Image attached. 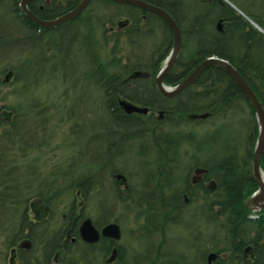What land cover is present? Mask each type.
<instances>
[{
	"label": "rangeland",
	"instance_id": "374dc122",
	"mask_svg": "<svg viewBox=\"0 0 264 264\" xmlns=\"http://www.w3.org/2000/svg\"><path fill=\"white\" fill-rule=\"evenodd\" d=\"M185 1L187 5L182 15L191 18L198 7L192 3V0ZM221 1L228 4L249 25L264 35V0ZM8 7L7 3H0V36L11 40L7 45L8 49L0 53V113L17 115L21 131L27 129L31 140L22 144L24 151L18 152L15 179L19 183L20 190H23L19 197V204L22 205H18L16 209L18 213L10 217L11 220H17L16 226L13 222L12 228V222H8L7 226L0 229V264H8L11 243L16 242L14 238L19 234L20 213L28 206L26 201L28 203L34 197H43L46 201L50 209L48 217L50 225L33 229L32 251L26 254L33 264H43L38 249L51 235L49 231L59 227L62 216L67 213L70 205L72 203L77 205L83 198L85 201L82 212L92 218L104 208H108V219L117 220L121 229L122 243L128 248L130 258L146 253L145 247L149 244L144 240L143 234L142 223L145 215L138 212L134 201L138 198V192L143 187L145 178L154 170L153 156H139V142L135 141L129 154L116 157L112 160L113 163H110L128 179L130 195L125 193L122 187L117 191L114 190L108 166L99 172L100 166L95 163L98 149L96 145L95 150L96 132L93 126L99 122L103 125L108 124L110 117L106 110L102 109L105 103L104 91L93 86L91 80L83 81V72H88L86 57L79 50L87 42L84 28L82 25H74L73 28L70 25H63L57 31L59 34L52 35L46 31L45 35L31 38V34L12 16ZM89 7L88 11L91 12L90 17L93 20L95 17L102 18L103 26L96 23L97 26L94 25L92 30L94 41H97L103 51L101 60L110 59L111 52L122 59L121 63L129 60L131 63L138 61L140 65L148 66L149 56L163 38L161 25L154 19L145 26L141 22L137 25L139 29L134 31L131 37H121V41L112 52L113 42L110 41L106 45L101 40V36L104 30L105 34L113 35L117 23L127 18L128 11L121 6L102 3H94ZM252 19L260 23L263 29ZM128 25L127 23L126 26ZM184 25L187 29L192 28L194 39L208 38L199 24L185 21ZM109 28H113L114 32ZM120 31L123 32L124 29ZM124 32L120 35H125ZM117 49H119L118 53ZM190 50L189 46L181 52L184 61ZM9 72L12 75L6 81ZM109 73L116 74L118 70H110ZM99 113L101 114L97 118ZM95 118L97 119L94 120ZM249 119V109L241 104V109L236 110L232 121H229L230 126L224 124L215 131L213 126L221 121L215 123L216 120H204L200 121L199 125L195 122L187 123L181 129L184 132L192 131L197 134L199 139L197 142L201 143L204 151L197 161L202 162L206 155L211 161L214 157L225 154L233 144L238 145L239 154H243L241 148L246 139V129H241L237 122H247ZM227 132L229 136L226 135ZM101 135L102 139H114L109 135ZM212 137H217V146H214ZM148 145H151L150 142H147L146 146ZM103 149L102 157L106 166L112 152L108 153ZM181 153L186 157L177 174L183 181L190 167L187 157L195 154V150L185 145L181 148ZM149 161L153 163H147ZM86 180L89 182L81 190V195L86 192L85 196H77V187ZM125 198H130L131 201L126 202L123 200ZM196 207H199L198 203H191L182 212V217L187 218L190 223L187 232L182 234L181 228L170 234L174 241L177 237L180 238L173 244L171 250L166 251L167 255L174 257L173 250L176 249L175 252L183 257L182 264H190L193 256L197 257V254L189 251L191 248L189 244L193 238H196V241L191 245H196V248L202 245L206 249L212 244L208 239L212 237L214 229L198 222L202 219ZM48 229L50 230L46 232ZM153 242L158 247L160 237L156 235ZM202 247L198 248V251H202ZM147 255L149 257L146 264L148 261H156L159 254L154 250V253L150 252ZM35 258H38L37 261ZM132 261L134 263V260ZM159 261L162 262L161 254Z\"/></svg>",
	"mask_w": 264,
	"mask_h": 264
},
{
	"label": "trees",
	"instance_id": "16d2710c",
	"mask_svg": "<svg viewBox=\"0 0 264 264\" xmlns=\"http://www.w3.org/2000/svg\"><path fill=\"white\" fill-rule=\"evenodd\" d=\"M20 1L0 0V3L5 2L9 5L10 13L31 34V38L45 35V30L34 25L26 17L21 16ZM79 1L33 0L28 4V9L42 20H52L74 9ZM143 1L163 9L174 19L182 35L181 52L189 46L191 47L185 61L180 53L168 76L177 74V76H181V80L205 58L217 56L227 60L248 82L264 108V58H262V55H264V35L260 34L243 17L238 15L233 8L221 0H192V3L196 4L198 9L191 18L182 15L183 9L187 5L185 0ZM94 3L121 6L109 0H92L89 6ZM89 6L75 20L65 25H70L72 28L74 25H82L84 28L87 42L79 50L86 57L88 71L101 75V80L97 82L100 83V88L104 91V102L114 100L118 92V94L133 103H141L142 105L156 103L154 109L167 113V118L164 121H156L151 124L149 132L135 131L134 140L139 142V150L150 147L154 151L163 149H169L170 152L176 151L177 127L181 126L183 128L187 123L195 122L198 125L201 123L198 119L191 120L190 115L192 114L208 113L209 116L206 120H216L215 123L221 121L213 126V130H215L221 125H229V121H232L235 111L241 109V104L249 109L250 119L247 122H237L241 129H246V139L241 148L243 154L240 155V147L233 144L229 146L225 154L214 157L211 161L209 156L206 155L205 159L202 162L197 161L196 165L206 172L207 178L212 179L213 189L209 191L205 187L196 186V188H188L186 191H188V198L191 202L198 198L207 197L212 200L210 204H199L198 207L199 217L205 223H210L214 230L212 237L209 238L212 244L207 246L206 249L202 245L198 246V248L202 247L203 250L197 252V264H206V258L209 253L217 255L213 264H264V209L253 213L244 205L247 198L257 190L251 167L257 136V125L254 113L241 91L222 69L209 67L194 85H191L182 94L172 99L163 97L154 86L151 90L142 93H138V91L134 93L127 92L124 89L126 84L122 83L121 80L126 77L128 72L142 70L158 72L170 52L172 44L171 34L166 24L159 17L140 9L121 6L128 11L127 18L124 21H120L129 24L128 27H124L125 32H123L125 35H120L123 33L121 31L114 32L112 33L113 35H107L104 30L101 36L104 44L106 43L107 45L110 41L113 42L112 52L121 41V37H131L132 33L139 29L137 25L141 24V22L145 26L152 19L156 20L163 29V38L159 46L154 49L148 58L149 67L140 65L138 61L131 63V61L127 60L121 63L122 59L117 58L111 52V58L103 61L101 60L103 51L92 37L94 25L97 23L103 26L102 18L95 17L93 20L90 17L91 12L88 11L90 9ZM219 20H221L222 25L221 32H218L216 28ZM252 20L262 28L260 23L254 19ZM185 21L202 26V31L207 33L208 38L206 40L194 39L193 30L185 27ZM60 27L50 30L49 33H52V35L57 34ZM9 43H11V40L5 36H0V53L8 49L7 45ZM118 52L119 49H117ZM110 70H118V73L110 74ZM178 81H166V83L167 85H175ZM136 85L144 84L138 83ZM111 86L119 87L120 90L116 92ZM194 87H196L195 90H193ZM10 110L12 111L13 109ZM111 112L115 111H107V114L110 118H113L114 116H112ZM17 117V115H11L10 113H0V229L7 226L6 223L8 222H12V228L13 222L16 226L17 220H11V218L18 213L16 211L18 205H22L21 203L19 204V197L23 190H20L19 183L15 179V170L16 166H18V152L24 151L22 144L29 142L31 140L29 136L31 135L27 132V129L21 131ZM162 124L166 128L164 131L161 130ZM180 133L182 136L181 144L185 142L189 144L198 154L195 157L198 160L199 155H202L201 153L204 151L201 143L197 142L199 140L196 137L197 134L192 131L184 132L183 130ZM226 135L229 136V132ZM216 138L212 137L214 146H217ZM147 142H150L151 145L146 146ZM171 158L173 160V157ZM153 159L155 160L154 170L152 171L154 178L144 181L143 187L138 192L139 194L137 193L138 198L134 201V205H136L138 212L146 215L147 222L153 225V229H156L154 224H156L159 215L163 213L164 209L166 213H170L177 207L182 206L181 201L168 204L167 201L164 202L163 200L168 197L182 199V194L185 190L182 189L179 192L178 189H174L171 186V183L163 182L161 180V171H157V169L165 158L156 154ZM260 166L264 173V150ZM88 182L86 180L81 183L77 187V191L81 192ZM82 194L85 196L86 192ZM34 198L42 199L43 197ZM24 221L25 214L22 211L20 213V222L24 223ZM18 237L19 234L14 238V241H17Z\"/></svg>",
	"mask_w": 264,
	"mask_h": 264
},
{
	"label": "flooded vegetation",
	"instance_id": "af4514ba",
	"mask_svg": "<svg viewBox=\"0 0 264 264\" xmlns=\"http://www.w3.org/2000/svg\"><path fill=\"white\" fill-rule=\"evenodd\" d=\"M122 29L125 28L119 27L117 23L115 32H120V30ZM109 30L111 32H114L113 28H109ZM171 70L168 72V74L163 80V83L165 85H167L166 81L167 82L178 81L181 78V76L179 75L177 76V74L174 76H168ZM156 74L157 73H155L154 71L128 72L126 77H123L121 82L126 84L124 89L129 93H134L135 91H138V93H142L151 90L153 86L157 90ZM82 75H83V81L91 80L93 82V86L95 85L97 86V88H100V83L97 82L101 80L100 74L94 73L92 71H88V72H83ZM180 81L176 82V84L179 83ZM138 83H142L144 85L137 86L136 84ZM167 86H174V85L169 84ZM111 88H114L116 92L120 90L119 87H115V86H111ZM195 89L196 87H194L193 90ZM122 102L130 103L140 108H146L147 112L145 114L138 112L127 113L124 111V108L121 105ZM155 105L156 103H150L148 105H142L141 103H133L127 98L118 94V92H117V96L114 97V100L105 102L102 105V109H105L106 112L110 110L115 112H111L112 116L114 117L109 118L108 124L103 125L99 122L95 126H93L96 132V135L94 137L95 150H96V145L98 149L95 158L96 159L95 163L100 166L98 169L99 172H101L105 167L107 166L109 167L110 169L109 176L112 187L114 188L115 191H117L118 189H120V187H122L124 192L130 195L131 189L128 183V179L119 170L114 169V166L110 164L112 160L116 157H121L124 154L125 155L129 154L132 151V145L135 142L134 140L135 131H141V132L144 131V133L149 132L151 128V124L155 123L156 121L162 122L167 118V113H163V111L161 110L154 109ZM100 114L101 113L97 115V118L99 117ZM201 114H206V113H201ZM97 118H95L94 120H96ZM204 120H206V118L198 119V121H204ZM163 125L164 124L161 125L162 131L166 129L165 126ZM181 128H182L181 126L177 127L178 136L176 142L177 144L176 151L170 152L169 149L154 151L150 147L148 148L146 147V149L139 150L138 152L139 156L154 157L156 156V154L162 155L165 158V160H163L162 163L159 164L157 169V171H161V180L165 183H171V186L174 189H178L179 192H181L182 189L185 190L184 193L182 194V199L168 197L163 200L164 202L167 201L168 204L173 202L179 203L181 201L182 206L177 207V209H174V211H171L170 213H166L164 209L163 213L159 215L156 224H154L156 226V229H153V225L147 222L146 215L143 218L142 224L144 229L143 232L144 240L147 241L149 244V246L145 247L146 253L144 252L141 255H138V257H133V259L132 257L130 258V252L128 248L122 243L123 239H122L121 229L117 223V220L111 221L108 219L109 217L108 208H104V210H101V213H99L94 218H92L90 215L82 212V208L84 207V201H85V199L83 198L80 200V202L77 205L73 203L70 205L67 213L62 216V220L60 221L59 227L57 229L46 230V232L50 230L49 232H51V235L48 237L47 241L42 244L41 248L38 249V254L40 255V258H42L43 264H134V263L146 264L149 257L147 253L148 254L150 252L154 253V250H157V253L159 255L161 254L162 262L159 261V255H158L156 261H148V264H182L183 257L175 252L176 249L173 250L174 257H169L170 255H167L166 251L171 250L173 244L177 242V240L180 238L177 237L174 241V239H172L170 234L174 232L176 229H181V228H182L181 230L182 234L187 232L190 223L188 222L187 218L182 217V212L191 203L195 202L198 204H204V203L210 204L212 202V200L208 197L198 198L191 202L190 199L188 198V191H186V189L188 188L192 189V188H196V186H199L200 188L205 187L209 189V191H211L213 189V183H212V179L206 177L207 176L206 172L201 167L196 165L197 159H195V157L196 155H198L196 152L195 154L187 157L188 162L190 164L188 170L189 173L188 175H186L185 179L181 181L180 179L181 176L179 177L177 172L181 169L182 161H185L183 159L186 157L181 153V148L184 147L185 145L190 146L189 144H186V142L181 144V137H182L180 133L182 131ZM101 134L109 135L114 139H110V140L102 139ZM191 137L193 138V136ZM102 148H104L103 150L107 151L108 153L109 151L112 152L110 157H108L109 161H108V165L106 166L103 161L104 158L102 157L103 156ZM168 156L173 157V160L171 157L168 158ZM153 162H155L154 159ZM153 162L149 161L147 163L151 164ZM118 175H120L122 178L118 179L117 177ZM152 178L154 177H153V173L151 172V174L147 176L144 181H149ZM77 196H83V194L81 195V192L79 191L77 193ZM123 200L124 201L126 200V202L131 201L130 198H125ZM132 201L134 200L132 199ZM27 205L28 206L24 209L25 221L24 223L21 222L19 223L20 227L18 228L19 229L18 240L15 243H13L9 249L8 264H33L28 260V256L26 255L27 253L32 251L33 241L31 239L33 237V229H36L37 227L41 228L44 225H50L48 224L50 209L49 207L46 206V201L44 200V198L31 199L28 201ZM77 209L79 211H77ZM86 219L91 220V225L93 226L97 234V240L93 242H89L84 237H81L80 234V227ZM202 221L198 220V222L204 223L207 226L208 225L211 226L210 223L207 222L205 223L203 219ZM109 224L118 225L119 233H120L118 239H115L112 235L102 236V229ZM156 235L160 237V242L158 247H156L153 242L154 238H156ZM25 241L29 242L30 244L29 248H26L23 245ZM195 241L196 238H193V240L190 242L189 246H191V248L189 251L191 253L197 254L198 247L196 248V245L195 246L191 245ZM208 241H210V239H208ZM193 257L194 258L192 259L190 264H197L196 255H194ZM37 259L38 258H35V261H37ZM132 260H134V263Z\"/></svg>",
	"mask_w": 264,
	"mask_h": 264
},
{
	"label": "water",
	"instance_id": "95a60500",
	"mask_svg": "<svg viewBox=\"0 0 264 264\" xmlns=\"http://www.w3.org/2000/svg\"><path fill=\"white\" fill-rule=\"evenodd\" d=\"M33 0H21L19 3V8L21 11V16L26 17L34 25L42 28L44 30H51L56 27H59L65 23L75 20L90 4L92 0H80L77 6L60 15L59 17L52 20H42L36 17L29 9L28 4ZM118 5L132 7L140 9L142 11L151 13L159 17L166 24L168 30L171 33L172 44L168 56L163 61V64L159 71L156 74V87L158 92L165 98H173L183 91H185L189 86L194 84L203 72L209 67H217L222 69L227 75L231 77L235 85L241 91L248 104L250 105L256 120L257 125V136L253 150L252 157V175L255 183L257 184V190L247 198L245 201V207L252 212H259L264 209V173L260 166V161L262 153L264 150V108L262 103L258 100L255 92L250 87L248 82L236 71V69L225 59L219 58L217 56H209L200 62L187 76H185L179 83L174 86H167L163 83L164 78L168 72L172 69L175 64L181 49H182V35L178 25L175 23L174 19L163 9L152 5L143 0H109ZM124 25V23H119V27ZM218 32L222 31L221 20L216 24ZM12 75L9 72L6 75V81ZM121 105L124 108V111L127 113H143L147 112L146 108H140L134 106L130 103L122 102ZM208 113L196 115H190L191 119H204L208 117ZM118 179L122 178L120 175L117 176ZM81 237H84L89 242L97 240V234L93 226L91 225V220L86 219L80 227ZM112 235L115 239H118L120 236L119 227L116 224H109L102 229V236ZM89 238V239H87ZM92 239V240H91ZM26 248H29V242L25 241L23 244ZM217 255L215 253H210L207 256V264H213Z\"/></svg>",
	"mask_w": 264,
	"mask_h": 264
}]
</instances>
